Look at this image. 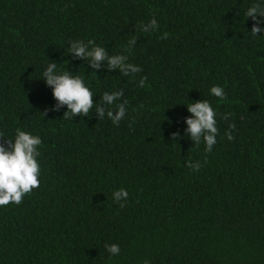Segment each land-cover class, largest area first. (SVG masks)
Returning a JSON list of instances; mask_svg holds the SVG:
<instances>
[{"label": "trees", "instance_id": "obj_1", "mask_svg": "<svg viewBox=\"0 0 264 264\" xmlns=\"http://www.w3.org/2000/svg\"><path fill=\"white\" fill-rule=\"evenodd\" d=\"M252 2L0 0V132L42 138L40 186L0 207V264H264V38L242 15ZM153 16L159 29L143 32ZM75 39L127 54L142 71L95 77L64 55ZM49 60L67 61L58 67L79 70L97 95L123 88L125 119L46 112L55 101L37 78ZM201 99L219 114L211 152L171 140L183 135L185 105ZM120 187L123 207L112 199Z\"/></svg>", "mask_w": 264, "mask_h": 264}, {"label": "clouds", "instance_id": "obj_2", "mask_svg": "<svg viewBox=\"0 0 264 264\" xmlns=\"http://www.w3.org/2000/svg\"><path fill=\"white\" fill-rule=\"evenodd\" d=\"M242 15L246 21L249 19L252 21L250 35L264 38V0H254ZM237 16L241 17L240 14ZM140 29L145 33L156 31L159 29L157 19L153 16L146 24L141 22ZM167 35L163 33L161 38L166 39ZM135 44L136 38L133 36L128 40L125 52ZM64 55L83 61L91 69L90 74H94L95 77H98L97 73L107 70L135 78L136 74L142 71L139 65L129 62L127 54L120 52L110 54L105 47L91 39L87 41L70 40ZM49 61L37 78L42 79L45 86L51 89L55 101V104L46 108V112L59 111L66 107L64 117L68 115L73 119L77 115L87 117L91 111L95 113L98 121L109 120L114 126H119L120 122L125 119L129 112V101L123 99V88L105 90L97 95L91 84L86 83L84 74L79 70L73 73L66 68L58 67V65L67 64V61L63 64ZM146 81V76H140L137 87H146ZM209 95L222 100L226 94L221 86L213 85L209 89ZM97 96L99 99L94 103V98ZM185 106L189 115L183 118V124L186 125L183 135L179 131L173 132L171 140L176 143L188 138L193 147L199 146L203 141L205 151L211 152L218 135L217 117L219 114L217 110L208 99L189 101ZM227 118L228 114H225L224 119ZM229 127L233 126L229 125ZM226 135L229 140L232 139L230 134ZM4 136L5 133L0 132V140H3V143H0V207L10 203L19 205L26 194H30L33 189L40 186L41 176V165L38 158L41 156L42 138L19 128L15 130L11 139H6ZM188 167L198 171L202 165L196 162L189 163ZM128 197L129 192L123 187L112 192L113 203H120L121 207ZM104 248L109 258L118 256L121 252L118 243H105ZM143 264H150V261L145 259Z\"/></svg>", "mask_w": 264, "mask_h": 264}]
</instances>
